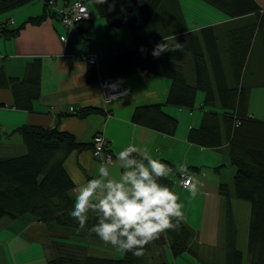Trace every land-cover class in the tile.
Instances as JSON below:
<instances>
[{"label":"crops","instance_id":"0c3cea01","mask_svg":"<svg viewBox=\"0 0 264 264\" xmlns=\"http://www.w3.org/2000/svg\"><path fill=\"white\" fill-rule=\"evenodd\" d=\"M34 1L36 0L18 9L3 12L0 14V21L7 20V26L14 28L28 17L40 15L44 0L41 11L38 6L28 5ZM74 1L76 0H47L49 12L44 18L36 23L24 22L15 35L0 32V73L2 74L0 76V155L24 152L22 138L17 131H12L14 127L22 124L56 125L71 132L77 141L91 145L93 135L100 132L107 140V149L112 155L114 165L117 163V154L130 143H135L138 147H146L153 159H165L176 169L181 164L190 166L192 175L200 181L197 194L193 197L189 188L181 186L177 179H174V190L177 188L178 203L183 206L185 221L195 231L192 246L197 254L192 250H185L174 257V263L177 256L185 262L184 258L189 255L196 259L202 257L204 261L211 263L212 258L205 259L204 250L199 247V243L202 239H216L217 244H208L206 248L224 247L225 200L217 191V184L228 182L235 169L229 162L225 140L217 147L201 146L187 140L186 133L190 126H197L200 123L201 115L206 109L212 108L218 112L219 105L203 106L205 92L197 89L192 109L169 103L163 104V110L177 118V128L174 133H165L134 122L131 120L133 107L154 102L163 103L170 80L146 70L110 77L121 85L122 93L126 91V94L104 103L98 81L108 78L99 77L97 59L102 54L131 48L134 32L146 35L149 40H160L165 37L164 32L176 25H182L183 30L180 34L199 33L202 26L214 25L218 46L221 49L223 70L226 78L229 79L230 70L224 51L227 44L225 33L230 27L245 23L250 15L237 17L231 21L232 19L223 11L213 6V9L208 7L205 4L207 2L203 0H177L184 23L181 17L173 12V5L163 2L153 15L148 28L131 29L127 26H108L105 18L100 16L90 3L92 1L77 0L82 1L87 7L89 16L86 19H89V24L78 23L81 29L74 26V29L70 30L65 28L58 16L51 11L53 6L55 9H60ZM256 1L261 8H264V0ZM256 41L252 40L250 43L251 47L244 61L242 75L249 81H264V56L261 42L257 41L258 44H254ZM91 53L96 55L94 62L90 61ZM36 58L40 60L39 96L32 100L30 110L21 109L13 104V90L4 79L16 77L22 80L26 66ZM183 66L187 80L193 82L192 59L189 53L184 57ZM71 106L78 111H84L88 107H97L100 110L88 111L84 114L72 113L69 111ZM247 113L264 119V85H253L250 88ZM100 164L101 162L93 156L90 146L72 149L63 161V166L74 183L77 180L86 181L90 177L98 178ZM121 171L118 166L110 168L111 175L116 179L119 178ZM169 176L174 177L172 173ZM77 187L75 183L71 189L72 194L76 195ZM234 200L239 210L241 207L246 209L241 224L244 235L247 234L249 218L246 215L250 204L247 210L246 203H239L238 198L233 196L230 199L237 244L239 227L235 218L236 210L232 206ZM191 210H193L192 214L189 212ZM53 224L55 223L26 218H0V264H30L29 255L38 257L44 262L43 264H47L50 241L53 239L81 242L89 253H94L89 250L93 247L100 255H114L113 247L95 243L87 234L74 232L72 229L70 233L67 228ZM12 241H16L18 247L13 251L10 248L11 252H8L5 245L10 247ZM167 254L171 256L170 252ZM6 255L10 258L14 255L17 262H9Z\"/></svg>","mask_w":264,"mask_h":264},{"label":"trees","instance_id":"16d2710c","mask_svg":"<svg viewBox=\"0 0 264 264\" xmlns=\"http://www.w3.org/2000/svg\"><path fill=\"white\" fill-rule=\"evenodd\" d=\"M30 1L32 0H0V14ZM91 1L108 26L148 28L163 2L173 5V12L184 23L177 0H105L103 4L98 0ZM203 1L223 11L231 21L250 15L245 23L230 27L225 33L227 44L224 51L230 70L229 79L223 70L214 25L202 26L199 33L189 34H180L182 25H176L164 32L166 35L160 40H149L146 35L134 32L133 46L99 55L97 69L100 78L143 70L167 77L170 85L165 101L136 105L131 113L132 121L165 133H174L177 118L165 112L163 104L192 109L195 93L197 89H202L205 92L203 106L219 105L220 112L212 108L206 109L201 115L200 123L190 126L186 133L187 140L201 146L217 147L225 140L229 162L235 169L228 182L217 184V191L225 200V238L224 247L221 248L224 250V257L221 262L208 263L200 260L203 264H242L243 253L236 245V228L230 201L233 196L250 202L246 234L248 264H264V119L247 113L250 88L253 85H264V81H249L242 75L252 40L261 42L264 56V8L256 0ZM48 12L47 0H44L42 13L30 16L24 22L36 23ZM51 13L55 14L53 10ZM24 22L11 28L7 26V20L0 21V32L15 35ZM85 22L89 24V19L78 20L77 29H81L78 23ZM257 41L254 44H258ZM160 43H165L169 50L154 56V48ZM187 53L192 59L193 82L187 80L184 71L183 61ZM4 81L13 90V104L30 110L32 100L40 92L39 58L28 63L22 80L5 77ZM99 110L97 107H88L77 113ZM12 131L20 134L25 150L19 154L0 155V218L52 222L67 228L70 233L72 229L74 232L87 234L90 240L105 245L95 234L87 231L96 222L94 214L89 213L85 229H79L78 221L69 215L75 203L76 195L71 193L75 183L65 170L63 161L72 149L91 147V143L77 141L71 132L56 125L22 124ZM159 160L173 168L174 177L168 175L162 182L174 187V179L178 180L180 166L176 169L169 161ZM186 168L191 173V167ZM194 237V229L184 220L179 230H166L158 239L146 245L145 254L141 257H136L131 252L119 254L115 248L113 256L89 253L81 242L53 239L50 241L47 264H139L143 259L156 264H174V257L185 250H192L197 254L192 246ZM167 252L171 253V259H168Z\"/></svg>","mask_w":264,"mask_h":264},{"label":"clouds","instance_id":"9594fccd","mask_svg":"<svg viewBox=\"0 0 264 264\" xmlns=\"http://www.w3.org/2000/svg\"><path fill=\"white\" fill-rule=\"evenodd\" d=\"M98 2L103 4L105 0ZM167 50L165 43L157 44L153 55L159 56ZM118 86V83L108 85L114 92ZM125 94L126 91L116 93L112 98ZM96 155L102 161L98 178L75 181L78 187L69 215L78 221L79 229L87 227L92 213L96 222L87 228L89 234H95L105 245L123 254L131 252L136 257L143 256L145 246L166 230H179L185 220L183 206L178 203L174 187L162 182L173 172L171 166L153 159L146 147L135 143L117 154L115 165L112 157L105 156L99 148ZM114 166L122 170L118 179L110 173ZM179 173L194 197L200 181L186 166H181Z\"/></svg>","mask_w":264,"mask_h":264},{"label":"rangeland","instance_id":"374dc122","mask_svg":"<svg viewBox=\"0 0 264 264\" xmlns=\"http://www.w3.org/2000/svg\"><path fill=\"white\" fill-rule=\"evenodd\" d=\"M91 1V0H90ZM42 3H43V1L42 0H36V1H34L33 3H30V4H28L29 6H32V5H34V6H38L40 9V11H41V7H42ZM91 4H92V2H90ZM206 5H208V7H211L212 9H213V7H212V5L211 4H209V3H205ZM27 6V5H26ZM21 6H19V7H15V8H13V9H10V10H8V11H11V10H14V9H18V8H20ZM25 7V6H24ZM216 8V7H215ZM39 11V12H40ZM7 12V11H6ZM66 28V27H65ZM140 28H142V27H140ZM220 108V107H219ZM219 111L218 112H220L221 111V108L220 109H218ZM93 178V177H92ZM177 190V188H175V191ZM237 201H239V203H246V205H247V210H248V207H249V204H250V202L248 201V200H246V199H239L238 198V200ZM232 206L234 207V209L236 210V213H235V218H236V220H237V225H238V231H239V239H238V243L236 244L237 245V247L238 248H240L241 249V251H242V253H243V257H242V264H248V255H247V250H246V235H244L245 233H243L242 231H243V228H241V224H242V221H243V217H242V215H243V213L245 212V208L244 207H241L240 208V210L238 209V207L236 206V200H234L233 201V203H232ZM250 209V208H249ZM191 214L193 213V210H191V211H189ZM248 215H246V216H248V218H249V211H248V213H247ZM244 221H245V217H244ZM53 225H55V224H53ZM57 226V225H56ZM241 232H242V238H241ZM216 239H214V240H209V239H202V241H201V243H199V247L202 249V250H204V255H205V259L206 260H210L211 258H212V262H221L222 261V259H223V257H224V250H221L220 248H218V247H214L213 249L211 248V249H207L206 248V246H208V244H211V243H218V241H215ZM93 242H95V243H97L98 241H95V240H92ZM13 242V244L12 243H10V247L9 246H7V245H5V248H6V250L8 251V252H11V250L13 251L14 250V248H17L18 247V245H17V242L16 241H12ZM16 242V243H15ZM99 244V243H98ZM111 247V246H110ZM10 248H11V250H10ZM112 249V248H111ZM90 251H92V252H94V253H98L99 254V252L97 251V249L96 248H90L89 249ZM110 250V249H109ZM102 253H104V250L102 251ZM200 254L202 255L203 253L200 251ZM212 257H211V256ZM29 257H30V259H29V261H30V264H43L44 262L40 259V258H38V257H34L33 255H29ZM178 257H180V256H177V258H175V263L174 264H203L202 263V261L200 260V259H196V258H194L193 256H191V255H189V257H185L184 259H185V262L184 261H182L180 258H178ZM6 258H7V260L9 261V262H11V261H15V262H17V259L14 257V255L12 256V258H10V256H8V255H6ZM172 258V256H169L168 257V259H171ZM201 259H202V257H200ZM23 264H25V263H23ZM139 264H156V263H153V262H150V261H147V260H142Z\"/></svg>","mask_w":264,"mask_h":264},{"label":"built area","instance_id":"2783aa9c","mask_svg":"<svg viewBox=\"0 0 264 264\" xmlns=\"http://www.w3.org/2000/svg\"><path fill=\"white\" fill-rule=\"evenodd\" d=\"M55 11L58 14L59 20L62 23V25L64 27H66L67 29H70V30L74 29L75 22L77 20L89 16V11H88L86 5L82 1H77V0L72 2L70 5L65 6L63 8H60V9L56 8ZM90 61L91 62L96 61V55L95 54L91 53ZM98 83H99V87L102 91V100L104 103L110 102L113 99L112 97L115 96L116 93H122L123 92L122 87L119 83H118L119 86L115 90V92L108 87V85H110V84L117 83L113 78L100 79L98 81ZM69 110H70V112H73V113L78 112V109L73 107V106L69 107ZM98 138H100L99 141H98ZM98 148L102 151V153L105 156H111L109 154V152L105 150L107 148V140L100 132H97L93 135L92 153L96 158H98L101 161V159L96 155ZM181 166H184V165L181 164L180 167ZM89 179H93V178H89ZM178 182L180 185L184 186L180 173H179V177H178Z\"/></svg>","mask_w":264,"mask_h":264}]
</instances>
